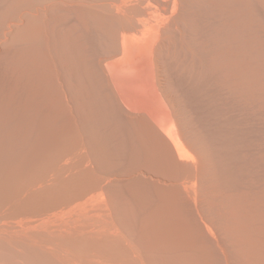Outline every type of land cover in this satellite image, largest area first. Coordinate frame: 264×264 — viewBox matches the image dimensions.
<instances>
[{"label":"bare ground","instance_id":"6f19581e","mask_svg":"<svg viewBox=\"0 0 264 264\" xmlns=\"http://www.w3.org/2000/svg\"><path fill=\"white\" fill-rule=\"evenodd\" d=\"M0 264H264V0H0Z\"/></svg>","mask_w":264,"mask_h":264}]
</instances>
